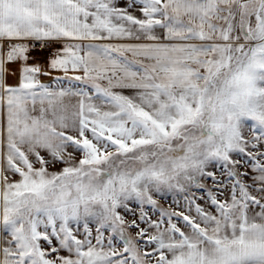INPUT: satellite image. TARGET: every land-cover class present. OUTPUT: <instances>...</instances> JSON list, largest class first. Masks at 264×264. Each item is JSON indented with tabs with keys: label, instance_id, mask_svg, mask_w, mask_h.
Returning a JSON list of instances; mask_svg holds the SVG:
<instances>
[{
	"label": "snow or ice",
	"instance_id": "obj_1",
	"mask_svg": "<svg viewBox=\"0 0 264 264\" xmlns=\"http://www.w3.org/2000/svg\"><path fill=\"white\" fill-rule=\"evenodd\" d=\"M0 264H264V0H0Z\"/></svg>",
	"mask_w": 264,
	"mask_h": 264
},
{
	"label": "rangeland",
	"instance_id": "obj_2",
	"mask_svg": "<svg viewBox=\"0 0 264 264\" xmlns=\"http://www.w3.org/2000/svg\"><path fill=\"white\" fill-rule=\"evenodd\" d=\"M233 157L235 159H240L242 162H245L244 158L237 154H233ZM77 159H79L78 154H77ZM59 167L60 166H57V169L55 170H59ZM245 170L250 171V169H246L244 166L240 167V171H245ZM208 171L214 172L218 179L226 180V177L223 174V169L221 165L219 164H215V166L209 165ZM200 182L203 185H205V190L198 189L196 186H193L191 191L188 193V196L194 197L197 203L201 204V206H206V203H207L206 189H212L213 191H215V189L213 187L212 180L209 177L202 179ZM249 183H250V180H249ZM153 198L157 201V205H158L157 209H152L150 206H147V205L145 206L146 208H148L149 216L152 219L158 218V212L160 209H163L166 211H173V210L186 211V202L184 200V193H180L177 195L172 192H158L153 195ZM130 207L136 209L137 215H139V209L136 207L135 202L131 203ZM120 211H121V214L126 217V219L128 220L133 219L131 213L126 212L123 208ZM193 215H195L194 211H193ZM181 226H182V222H181ZM132 234L135 235V232L133 231Z\"/></svg>",
	"mask_w": 264,
	"mask_h": 264
},
{
	"label": "crops",
	"instance_id": "obj_3",
	"mask_svg": "<svg viewBox=\"0 0 264 264\" xmlns=\"http://www.w3.org/2000/svg\"><path fill=\"white\" fill-rule=\"evenodd\" d=\"M135 14L139 15V12H136ZM60 47L61 46L59 44H54L49 48L33 49L30 52L31 59L28 62L29 65H39L41 66L42 73L45 71H48L50 73L47 76L43 74L39 76L41 83L55 86V78L63 75V73L61 72L52 71L48 68V60L51 58L53 52L56 51ZM19 67L20 66L18 64L9 66L10 68V74L8 76L9 84H16L18 82ZM11 72H14L15 75H12Z\"/></svg>",
	"mask_w": 264,
	"mask_h": 264
},
{
	"label": "built area",
	"instance_id": "obj_4",
	"mask_svg": "<svg viewBox=\"0 0 264 264\" xmlns=\"http://www.w3.org/2000/svg\"><path fill=\"white\" fill-rule=\"evenodd\" d=\"M35 49H43V48H40L39 46H37Z\"/></svg>",
	"mask_w": 264,
	"mask_h": 264
}]
</instances>
